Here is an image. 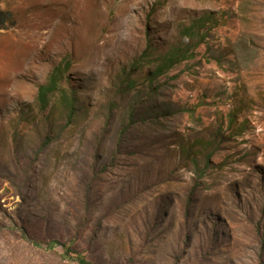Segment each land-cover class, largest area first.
<instances>
[{"label": "rangeland", "instance_id": "rangeland-1", "mask_svg": "<svg viewBox=\"0 0 264 264\" xmlns=\"http://www.w3.org/2000/svg\"><path fill=\"white\" fill-rule=\"evenodd\" d=\"M79 255L264 264V0H0V264Z\"/></svg>", "mask_w": 264, "mask_h": 264}, {"label": "trees", "instance_id": "trees-1", "mask_svg": "<svg viewBox=\"0 0 264 264\" xmlns=\"http://www.w3.org/2000/svg\"><path fill=\"white\" fill-rule=\"evenodd\" d=\"M5 19H2L1 23L4 21ZM187 56V55H186ZM185 56V57H186ZM177 59L172 58V59H168L166 64H163L159 67V73L165 72L168 67L175 61H177ZM60 68H57L55 70V72L50 76V80L47 84H44L42 86H40L39 89V94H38V100L39 103L41 105L42 108L46 109L50 103L52 98L56 95L57 92L61 91L62 92V103L64 104V107L67 108V110H69V115H73L75 113V96L73 95V93L71 95H68V93L65 91V89H63L60 85V80H62L61 76L62 74H60ZM61 77V78H60ZM25 238L32 242L33 244H35L36 246H43L42 243H40L39 241L34 240L33 238L29 237L28 235L25 234ZM56 242H50L47 244V246L50 247H54ZM71 249L67 248L66 249V255L70 254ZM80 264H93L92 262H89L85 257L83 256H78Z\"/></svg>", "mask_w": 264, "mask_h": 264}]
</instances>
